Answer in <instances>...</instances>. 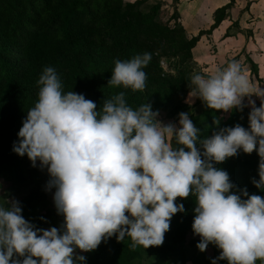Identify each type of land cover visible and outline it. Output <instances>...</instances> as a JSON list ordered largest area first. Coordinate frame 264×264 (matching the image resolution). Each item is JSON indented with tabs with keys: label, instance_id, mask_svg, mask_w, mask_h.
<instances>
[{
	"label": "clouds",
	"instance_id": "9594fccd",
	"mask_svg": "<svg viewBox=\"0 0 264 264\" xmlns=\"http://www.w3.org/2000/svg\"><path fill=\"white\" fill-rule=\"evenodd\" d=\"M151 59L145 52L115 60L107 86L144 91L143 69ZM37 85V101L12 151L47 169L45 191L55 189L52 199L63 223L37 228L22 216L18 201L3 199L0 264H85L86 257L74 255L75 250L94 251L113 236L117 242L129 238L132 251L159 247L172 217L185 211L177 198L190 195L196 205L191 228L200 237L196 248L204 252L211 244L220 251L211 264L264 261V197L249 195L214 166L240 150H255L259 179L252 183L264 190V87L254 84L239 62L207 77L191 76L190 99L225 113L250 109L248 129L237 124L204 138L189 113H179L178 125L165 124L150 103L129 106L123 91L97 110L83 94L64 92L51 66L43 69ZM252 96L260 99L259 107Z\"/></svg>",
	"mask_w": 264,
	"mask_h": 264
},
{
	"label": "trees",
	"instance_id": "16d2710c",
	"mask_svg": "<svg viewBox=\"0 0 264 264\" xmlns=\"http://www.w3.org/2000/svg\"><path fill=\"white\" fill-rule=\"evenodd\" d=\"M148 1L0 0V180L16 188L17 194L28 189L17 201L22 216L37 228L44 229L47 225L59 228L63 223V217L59 219L46 209L45 213H37L47 206L48 192L54 193L55 189L45 191L40 181L46 185L48 174L39 177L37 168L31 165L27 156L16 155L12 147L18 143V132L27 111L37 101V81L45 67L56 69L64 92L71 90L83 94L97 104V110L104 100L123 91L133 109L150 103L153 111L159 110L161 114L180 95L190 91L191 70L195 64L193 56L201 53L197 43L204 33L189 37L179 23L180 15L176 9L169 18L161 19L162 4ZM232 3L214 11L213 24L206 33L220 26ZM145 52L151 53L152 59L143 69L147 74L144 91L107 86L115 60H129ZM241 57L245 59L242 63L245 70L256 75L254 60L247 54ZM162 62L173 72L166 71ZM255 104L260 106V103ZM198 105H201L200 111L191 112L190 119L201 130V138L237 124L245 129L249 127L248 107L243 111L234 108L226 119H222L221 111L208 109L196 98L193 106ZM185 108L187 106L181 107L177 102L170 115ZM214 119L219 120L218 125L213 124ZM173 147H176L175 141ZM258 164L255 150L251 154L240 150L235 157L214 166L226 171L230 181L238 188L246 189L249 195L264 197V190L257 189L252 183L259 179ZM176 203H182L185 211L172 217L170 230L165 233L161 246L137 247L132 251L129 238L117 242L113 236L102 241L94 251L85 253L76 249L74 255L85 256V264H140L144 258L165 263L178 253V247L185 244L188 234L195 236L191 228L195 197L177 198ZM198 242L190 238L187 245L195 247ZM202 253L203 261L211 264L220 251L213 245L211 258ZM218 264L227 262L219 261ZM256 264H264V261L258 260Z\"/></svg>",
	"mask_w": 264,
	"mask_h": 264
},
{
	"label": "rangeland",
	"instance_id": "374dc122",
	"mask_svg": "<svg viewBox=\"0 0 264 264\" xmlns=\"http://www.w3.org/2000/svg\"><path fill=\"white\" fill-rule=\"evenodd\" d=\"M231 1H233V5L231 4L232 6L230 5L227 9L224 21L211 33H206L213 24L214 11L229 4ZM148 2H160L162 4L160 10L161 19L169 18L174 9H176L177 13L180 15L179 23L183 26L189 37L196 36L199 32L204 33L197 43L201 53H196V55L193 56L195 62L191 70L193 74L198 73L207 77L216 69L224 68L232 61H237L242 66L245 59L240 56L243 51L248 57L255 59L257 53H260L259 56L263 54L261 50L264 47V0H149ZM251 10L254 15H252L253 13H251ZM221 26L223 28H221ZM240 35H242V37H240ZM245 40L247 41L246 43H244ZM242 44L244 45L242 46ZM240 48H242L243 51L238 53ZM162 65L166 71H171L165 62H162ZM256 66V75H252V73L245 70L243 66L242 69L254 84L264 87V65L256 63ZM188 93L189 92H186L184 96L180 95L178 99H175V102L173 101L167 107L166 112L159 114V120L165 124L172 122L178 125L179 113H198L201 109V105L194 107L193 105L196 102V98L190 99ZM248 99V97H245L244 103H247ZM250 99L254 100L257 104L261 102L260 99L255 96L250 97ZM177 102H179L181 107L185 105L187 108L176 111L173 115H170L171 109L176 107ZM228 113L229 112H221L220 116L223 117L222 119H226ZM36 168L39 177L48 174L46 168H41L39 161H37ZM40 184L45 186L44 181H40ZM15 190L16 188H11L10 184L0 180V206H6L3 199L17 201L28 192V189L27 191L20 190L19 194H17ZM48 193L49 200L47 206L38 210L37 213H45L46 210H48L57 215L60 219L63 216L58 215L56 212L52 199L54 193ZM48 228H50L49 225L44 229ZM190 238L200 240L199 236L191 237V235L188 234L185 244L178 247V253L173 255L174 257L172 256L171 259L165 261V263L160 260L152 261L151 259L144 258L140 264H206V261L202 259L203 253L200 252L196 246L189 247L187 245ZM212 246L213 245L210 244L204 251L205 257H212ZM180 258H182L181 261L179 260Z\"/></svg>",
	"mask_w": 264,
	"mask_h": 264
},
{
	"label": "crops",
	"instance_id": "0c3cea01",
	"mask_svg": "<svg viewBox=\"0 0 264 264\" xmlns=\"http://www.w3.org/2000/svg\"><path fill=\"white\" fill-rule=\"evenodd\" d=\"M251 13H253L252 12V10H251ZM252 15H254V13L252 14ZM221 28H223L222 26H221ZM224 28H225V26H224ZM225 31V30H224ZM219 33V32H218ZM231 33V32H230ZM245 33V32H244ZM240 37H242V35H240ZM228 38V37H227ZM226 38V39H227ZM249 39H251V38H249ZM247 41L245 40L244 41V43H246ZM244 44H242V46H243ZM243 51V49L242 48H240V51L238 52V53H240V52H242ZM262 51V53L264 54V47H263V49L261 50ZM246 55V53H244V51L241 53V56H243V55ZM259 54L260 53H257V55H256V59L255 58H252L253 60H254V62L255 63H257V64H261V65H264V55L262 54L261 56H259ZM240 56V57H241ZM242 58V57H241Z\"/></svg>",
	"mask_w": 264,
	"mask_h": 264
}]
</instances>
